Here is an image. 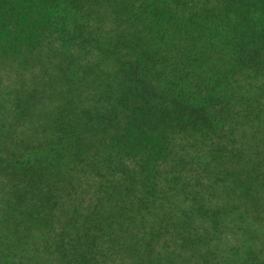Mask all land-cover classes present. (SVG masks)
<instances>
[{
    "label": "trees",
    "instance_id": "16d2710c",
    "mask_svg": "<svg viewBox=\"0 0 264 264\" xmlns=\"http://www.w3.org/2000/svg\"><path fill=\"white\" fill-rule=\"evenodd\" d=\"M0 264H264V0H0Z\"/></svg>",
    "mask_w": 264,
    "mask_h": 264
}]
</instances>
